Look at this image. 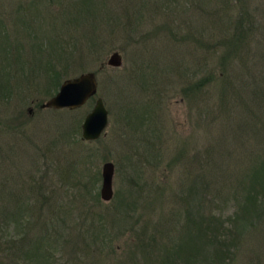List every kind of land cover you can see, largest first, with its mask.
<instances>
[{
    "label": "rangeland",
    "instance_id": "374dc122",
    "mask_svg": "<svg viewBox=\"0 0 264 264\" xmlns=\"http://www.w3.org/2000/svg\"><path fill=\"white\" fill-rule=\"evenodd\" d=\"M0 1H4V4H0V14L3 16L9 13L12 5L8 4V0ZM120 1L109 0L107 8L103 9L109 12L111 19L125 13L117 26L105 22L109 25L105 29L102 24L98 25L102 28H98L102 32L96 37L98 45L93 50H87V44H84L73 56L70 66H65V75L60 76L61 83L82 72L95 73L96 94L76 109L39 108V104L53 95L60 84L52 89L44 82L46 75L41 66L49 61L54 62L57 68L61 64L52 46L49 48L40 42L43 53L32 54L28 41L21 39L19 48L11 55L17 56L20 64L12 61L10 53L4 52L3 46H0V241L13 234L15 225L18 232H29L33 226L32 218L43 214L40 219L43 224L48 220V215H52L53 228L48 224L51 232L45 230L39 234L47 239L51 252L48 264H144L139 254H134L132 258L128 250L145 237V225L148 224V230L153 226L158 228L155 226L156 214L163 212L167 219L162 238L158 237L157 243L175 247L169 254H163L164 250L153 251L154 256L160 259L166 255L164 264H264V227L260 232L259 227L251 230L252 238L246 235L249 238L241 240L242 246L237 244L232 249L229 243L231 233L238 232L239 236H244L250 225H258L261 216L257 215L261 212L259 207H264V195L260 190L255 191L259 196L252 202V215L243 212L236 229L233 224L225 223V213L221 214L224 225L232 227L233 232L230 233L222 232L221 228L216 231L204 220L206 214L210 213L206 209L207 200H175L178 171L182 166L175 162L170 164L173 155L179 151L182 141L186 147L196 145L197 148L206 141L203 124L197 122L195 126L194 123L199 106L208 102L213 111L212 120L217 118L209 126L210 129L222 125L224 116L219 118L221 113L216 112L218 102L215 91H218V86L203 87L197 97L180 95L178 89L189 81L184 76L177 77L174 64L187 61L199 64V56L205 55L208 50L195 48L186 40L180 44L174 43V48L175 45L177 48L180 46L179 50L164 47L167 39H160L162 32H158L155 39L152 24L147 25L150 16L137 23L132 8L133 3L137 1L138 4L139 0ZM171 2V7H174ZM239 3L244 15L238 28L242 29L243 35L246 34L239 55L252 67L260 62L259 57L264 56V0H240ZM57 8L45 1L37 10L42 15L51 10L57 17L60 13ZM201 8L197 11L194 9L198 18L196 15L191 23L196 19L199 23L204 21L203 17L207 14ZM184 11L185 14L189 13ZM26 12L30 13L31 8ZM175 12L173 10L172 16L176 17L178 14ZM157 14L158 17L153 16L154 19L156 17L153 25L166 18L163 11H157ZM29 19L31 16L27 13L24 20ZM230 19H237L234 13H231ZM182 21L184 30L186 21ZM46 24L41 26V31ZM110 26L113 32L109 30ZM232 26L222 29L223 36L229 34L228 38L232 34ZM4 28L7 31L15 29L23 36L29 26L24 27L25 31H21L18 23ZM70 31L76 35L81 28L74 26ZM201 37V43L206 45L219 39ZM156 43L161 44L153 49ZM113 51L121 55L119 67L105 64ZM167 61H170V70L166 73L167 68L163 65ZM42 62L45 64L42 65ZM254 67L258 72L259 68ZM237 69L236 64L232 63L225 71L233 79V84L237 83L234 78ZM216 75L217 78L223 76ZM124 77L130 83H124ZM132 77H136V80H131ZM246 79H249L247 71ZM96 97L102 99L107 110V126L97 139L82 141L80 124ZM232 105L225 103V109L227 107L229 111H224L228 115L223 122H232L234 126L237 121L234 117L231 120V116L235 112L245 111L239 103ZM28 109L31 111L28 112ZM230 138L233 139V136ZM194 152L190 150L189 154L193 155ZM76 160H79L78 163ZM105 161L114 165L113 194L109 201L99 197L100 169ZM192 178L196 183L197 179ZM241 204L246 205L244 200H241ZM231 205H228L229 212L233 210ZM176 207L181 215H176ZM238 211L241 212L239 208ZM186 216H193L195 221L198 218L201 225L194 230L192 222L184 223ZM57 217L61 222L56 220ZM218 223L214 224L220 225ZM260 225H264L263 222ZM19 238L15 239L16 243L10 244L14 248L13 259L7 261L10 248H6L4 257L0 254V264H34L29 253L25 252L27 241L23 244ZM51 239L52 245L49 243ZM136 249L138 246L133 253ZM105 256L106 262L102 260ZM158 261L156 263L160 264Z\"/></svg>",
    "mask_w": 264,
    "mask_h": 264
},
{
    "label": "trees",
    "instance_id": "16d2710c",
    "mask_svg": "<svg viewBox=\"0 0 264 264\" xmlns=\"http://www.w3.org/2000/svg\"><path fill=\"white\" fill-rule=\"evenodd\" d=\"M45 1H47L49 5L59 7L57 8L60 12L59 16H54L51 10H47L48 12H45V15H42V13L37 10L38 6L43 5ZM108 1L109 0H8V4L12 5V9H10V11L8 10V14L7 12L3 14V16L0 14V46H3L4 52H9L10 56L13 55L14 50L19 48L21 39L28 41L27 45L32 54L35 52L43 53L40 42H42L43 45L46 44L49 48L52 46L53 49L57 51V56H59L61 60L59 68L51 61L41 67L42 72L46 75L44 82L48 83L47 85L52 89H56L60 83V76L65 75L67 72V70L65 71V66L68 64L70 66L73 56L79 52V49L81 50L84 44H87V47H85L87 50H93L94 47L98 45L96 37L102 33L98 29L101 28L98 27V25L102 24L106 29L109 26L105 23L107 22L110 25L115 24L116 27L117 22H120L121 18L125 16L124 13L122 15L113 16V19H111L109 12L103 10L107 8ZM127 1L129 2L130 0ZM239 1L240 0H145L144 2V0H139L138 4H136L137 1L133 3L132 8L133 13H136L137 23L141 22L145 16L151 17L147 25L152 24L151 27L154 29L153 33L155 39L158 38V32H162L160 39H167L166 46L164 47L173 49L174 43L180 44V42L186 40L187 42H191L195 48L201 47L208 50L205 55L202 54L203 56H199V64H192L190 61L186 63L175 62L174 67L177 77L181 78L184 76L189 81L185 86L182 85L178 89L180 95L184 97H197L199 96V92L203 90V87L218 86L219 89L215 91V96L216 102H218V104L216 103V112L221 113V115L218 116L219 118L222 116L227 117L228 115L224 114L228 108H230L227 104L228 108L226 107L227 110L225 109L226 102L231 105L233 103H239L243 106L245 114L241 112L232 113L233 116H231V120L234 117V120L236 119L237 121H235L236 123L233 122L235 123L234 126L232 122H223L224 117H222V125H218L219 127L215 125L211 129L209 126H212V124L215 123L214 120L217 119L215 118L212 120L213 111L211 106L209 107L208 102L206 105L199 106L197 120H195L194 123L195 126L197 122L203 124L205 128V134H203V136H206L205 143L202 147L197 148L196 145L186 147V145H184L185 142L182 141L181 146H179V151L173 155L170 161L171 165L175 162L178 166H182L178 171L179 179L177 191L175 189L176 194L179 196L174 195L175 200H192V198H195L194 200H207L206 209L210 213L206 214L207 216L204 220H207L211 228L216 229V231L221 228L224 233L233 231H231V226L224 225L221 218L222 213H225L223 218L224 222L233 224L236 229L237 221L239 218L243 217V212L244 214L252 215V202L259 196L255 191L260 190L264 195V56L259 57L258 59L260 62L253 64L251 67V65L249 66V64H247L248 61L239 55V50L246 35H243L242 29L238 28L240 26L239 24H241L242 16L244 15ZM170 2L174 3V7H171ZM0 4H4V1H0ZM200 7H202L201 11L205 9L207 15L203 17L204 21L201 23L196 19L193 24L191 22L197 15L195 10L197 11ZM28 8H31L30 13L26 12ZM173 10L178 14L176 17L174 15L172 16ZM184 10H187L186 12L189 13L185 14ZM157 11H163L166 18H164L162 22H156V25H153V22L156 21V17H158ZM62 12L64 13L61 15ZM27 13L28 16H31L29 21L24 20V16L27 15ZM231 13L235 14L236 20L231 21ZM41 15L43 19H41ZM154 15L156 16L155 19L153 17ZM177 17H179L178 21ZM46 18L47 21H45ZM183 19L188 25L184 23V30L181 27ZM45 22L47 23L46 27L41 31L40 28L44 26L43 24ZM13 23L20 24L22 27L21 31H25L24 27L27 26H29V29L27 28L26 33H23L22 36L20 33H17L15 29L13 31H7L4 28ZM231 24H233L230 32V34H232L226 38L229 34L223 36L222 29ZM190 25L194 28L191 29ZM74 26L81 28V31H75L76 35L70 31V29H74ZM115 27L113 30H115ZM109 30L112 31V26H110ZM205 36L219 39L206 45V43H201L202 40L200 39V37L205 38ZM157 44L161 43H156L153 49H155ZM179 47L177 48V45H175L177 50H179ZM12 57L13 56H11L12 61L15 62L16 60L17 63L20 62L17 56L14 55V57ZM232 63L236 64L238 68L234 76V78H236V84H233V79H230L231 77L225 74V71ZM44 64L45 63L42 62V65ZM254 65L259 68L258 72L254 70ZM163 66L167 68L165 70L167 73L168 69L170 70V61H167ZM39 71V73H41V70ZM246 71L248 72V80L246 79ZM217 73L223 76L225 75L226 77L221 76L217 78ZM126 77L129 78V76ZM126 77H124V83L125 81L130 83V80ZM130 79L136 80V77ZM155 82H157V80H155ZM207 99L209 100L208 97ZM232 136L233 139L230 138ZM190 150L195 151L193 155L189 154ZM76 161L78 163L79 160ZM173 170L175 171L174 168ZM192 176L197 179L196 183L193 182ZM193 195L195 197H193ZM171 200H173V198H171ZM241 200H244L246 205L241 204ZM230 201L232 203L231 207H233L232 212L228 211V205L231 204ZM174 205L175 202L173 203V206ZM177 207L175 208L176 215H181ZM238 208L241 211L240 213ZM259 210L261 212L257 215L260 216L261 214V216L259 217L257 226L250 225L249 228L246 229L244 236H239L238 232L229 235L231 241L229 243H231L232 249L237 246V244L242 246L241 240H244L246 235L250 237V231L254 228L255 231L259 227V232L260 229H263L264 225L260 224L262 222L264 224V207H259ZM162 213L156 214L157 220L155 226L158 227L157 229L153 226L148 230V224L144 226L143 233H145V240L143 238L141 242L137 241V244H133V249L138 246V249L134 250V253L132 248L128 250V254H131L132 258L139 254L144 264L145 262L147 264H157L156 260H159L158 262H161L160 264L166 263V260H163L166 255H163L162 259H160L159 256H154L153 254V251L157 253L163 250V254H169L170 250L175 248L174 246L173 248L168 247V244L164 245L162 242L157 243L158 237H160V239L162 238L163 226L167 219L165 218L166 214L163 215ZM188 214L191 215V213ZM42 216L43 214L32 218L35 222L33 221V226L30 227L29 232H18L15 225L13 234L9 235L7 239H2V241H0V254H2L3 257L6 248H10V256L6 257L7 261H11L14 257V248L10 244L16 243L17 241H15V239L20 237L19 242L21 241L23 243L25 240L27 241V244L25 243L27 247L25 252L29 253L34 264H48V258L50 259L51 252L48 249L47 239L39 234L45 230H50L51 232V229L48 228V224L53 228L51 223L52 215H48V220L41 224L40 219ZM192 217L193 216H186V218H184V223H188V221H190V223L192 222V227H194L193 229L195 230V228L201 225V222L198 218L197 221H195ZM56 220L60 221L61 219L57 217ZM38 222L39 225L37 226ZM214 223L220 225H215ZM254 231L253 233H255ZM3 236L4 233L2 230L1 237ZM251 238L252 236L250 239ZM51 242L52 239L49 240L50 244ZM106 259V256L102 258L104 262H106ZM112 261L114 262V259Z\"/></svg>",
    "mask_w": 264,
    "mask_h": 264
},
{
    "label": "water",
    "instance_id": "95a60500",
    "mask_svg": "<svg viewBox=\"0 0 264 264\" xmlns=\"http://www.w3.org/2000/svg\"><path fill=\"white\" fill-rule=\"evenodd\" d=\"M121 55L117 51L111 52L105 60V64L111 67L121 66ZM97 82L93 71L79 73L71 78L61 81L56 92L39 104L40 109H69L73 110L83 105L89 98L96 94ZM31 109H28L30 112ZM107 126V110L100 97H96L91 109L84 115L80 124V137L84 141L97 139L104 133ZM114 165L105 161L101 165L99 197L103 201H109L112 197V180Z\"/></svg>",
    "mask_w": 264,
    "mask_h": 264
}]
</instances>
